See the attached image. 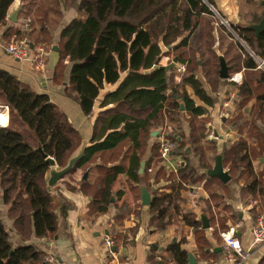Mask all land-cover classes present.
I'll use <instances>...</instances> for the list:
<instances>
[{
	"label": "trees",
	"instance_id": "16d2710c",
	"mask_svg": "<svg viewBox=\"0 0 264 264\" xmlns=\"http://www.w3.org/2000/svg\"><path fill=\"white\" fill-rule=\"evenodd\" d=\"M14 1L0 0V27L6 24ZM60 1L47 0L53 11L57 10ZM209 4L217 9L215 0H80L77 5L79 17L61 30L57 42L59 56L54 67L55 80H63L66 66L71 67L66 93L76 99L89 116L93 114L101 90L107 84H118L116 89L106 93L101 103L102 106L113 103L117 107L95 118L90 143L78 164L66 175L88 168L97 159L115 163L110 167L105 163L90 166L86 171L97 177L94 183L89 180V174L81 178L82 191L91 196V211L98 214L108 210L114 203L113 185L125 174L136 187L137 200L134 203L125 200L123 206L127 204V210H119L118 223H122L127 214L139 215L142 208L140 185L144 182L152 195L148 207L149 229L156 232L172 225L180 229L190 227L197 237L198 257L202 259L212 248L199 213L195 207L188 206L184 193L198 185L207 192L206 197H197V201L203 204L200 209L209 216L216 237L220 236L221 230L229 228L230 217L232 222L238 220L220 189V185L224 187L228 182L208 177L206 173L215 165L218 154H222L224 168L231 179H235L233 171L245 175L240 199L253 221L264 213V68L260 64V61L264 62V31L256 36L248 26L232 23V30L239 40L232 33H225L238 51L231 60L250 73L235 91V111L223 120L226 129L239 136L226 142L220 151L204 123L206 107L213 105L214 99L190 64L193 60L198 62L197 54L204 58L209 54L206 64L212 68L213 57L227 58V49L216 55L212 48L216 40L213 18L220 21ZM47 12V9L41 11L44 21H47ZM33 23L31 19L23 29L13 31L15 37L9 43L25 38L34 48L42 45L47 64L49 53L53 52V35L46 24L40 23V30L36 31ZM220 26L225 27L223 23ZM161 43L167 46L176 43V50L193 49L192 55L180 57L186 65L182 74L183 88L189 86L194 93L191 95L184 89L182 103L178 101L177 93L169 94L173 69L160 64L156 66L161 58ZM0 104L8 106L9 112L8 124L0 127V202L8 206V217L13 220L16 230L25 232L27 224L31 223L38 238H53L58 230L60 201L54 194L56 185L52 188L47 185L51 165L37 148L41 145L47 156L53 157L59 167H64L80 148L82 136L47 93L35 91L1 67ZM4 110L0 109L3 122L7 120ZM182 112L196 119L190 123L188 143L182 132L171 133L162 128L151 145L156 152L151 153L144 172L140 173L151 130L164 123L167 113ZM160 136L176 143L173 155L180 153L183 156L184 163L177 170L167 168L161 157ZM216 136H220L218 131ZM129 142H132L131 146H128ZM188 145L189 151L186 150ZM123 146L128 147L125 154L110 157ZM191 156L198 159L197 166L192 165ZM104 157L107 159L103 160ZM215 180L220 185H213ZM159 183L164 185L151 189V185ZM124 194L119 190L116 196L123 198ZM62 209L66 210V206ZM183 244L182 241L174 242L167 248L176 264H188L189 253ZM114 245L118 246L117 240ZM44 259L43 253L34 245L12 248L10 233L0 213V264H43ZM259 264H264V256Z\"/></svg>",
	"mask_w": 264,
	"mask_h": 264
},
{
	"label": "crops",
	"instance_id": "0c3cea01",
	"mask_svg": "<svg viewBox=\"0 0 264 264\" xmlns=\"http://www.w3.org/2000/svg\"><path fill=\"white\" fill-rule=\"evenodd\" d=\"M79 1L80 0H61L57 10L53 11L49 8L47 0H15L9 9L6 24L0 27V67L13 73L18 79L35 91L47 93L51 100L67 114L71 124L80 132L82 142L86 141L88 145L93 136L95 118L106 110L117 107L113 103L106 106H102L101 103L106 93L116 89L118 84H107L106 87L101 90L94 105L93 114L89 116L84 113L79 102L73 97H69L66 93L69 87L68 79L71 67L66 66L63 80L54 79V67L57 64L54 52L50 51L45 69L35 70L29 62L13 58L5 50V46L9 43L10 39L15 37L13 31L23 29L25 24L31 19L35 22L33 26L36 31L40 30V23L46 24L48 31L53 35L54 45H57L61 30L73 19L79 17L77 9ZM46 9L48 10L47 21H44L41 19V11ZM14 11H18L16 16L17 21H12L10 19ZM255 12L263 16L264 9L260 5L258 9H255ZM262 16L260 18H262ZM39 46L42 45L38 44L35 48ZM159 64L164 67L167 66L164 62H159ZM189 90L191 92L192 89ZM194 97L195 99L197 98L196 96ZM198 103H200V100ZM0 108L5 109L6 107L0 104ZM4 111L7 112L6 109ZM224 119L225 117L223 116L222 120ZM222 123L221 125L218 123H214V125L210 124L213 133H217V131L220 133V136H218V140L222 142V144L218 146L220 151L226 142L228 143L230 141V137L234 134L232 130L226 128L224 130ZM180 130L181 132L183 130L182 134L185 136V140L188 143L189 136L187 131H185V126ZM152 131H154V129H152L151 132ZM155 138L156 137L152 136V141ZM178 139L180 140L181 138L178 137ZM219 141H217L218 144ZM131 145L132 142H129L128 146ZM189 149L190 147L188 145L186 150L189 151ZM150 156L151 151L147 150L143 156V162L148 161ZM191 159L192 165L197 166L198 159L192 156ZM102 163L105 162L97 159L96 162L90 166ZM183 163L184 158L178 153L176 155L174 154L172 161L168 162L166 165L169 169L177 170L178 166ZM105 164L110 167L115 163L108 161ZM89 167L87 169H89ZM81 169L61 179L54 188V194L57 195L60 206L57 208L58 230L53 238H38L35 235L31 223L27 224L25 232L16 230L13 220L8 217V206L0 202V213L10 233L13 249L20 245H34L43 253L44 257L50 253L55 255L60 264H176L171 252L167 248L170 243L182 241L184 242L182 245L183 248L186 249L188 253H192L195 256L197 264H224L222 248L225 235L236 234L244 247L249 246L252 241L251 226L253 219L248 210L243 208L240 199L242 181L238 182L235 179H231L227 185L224 186L226 190L224 192V200L234 209L238 220L232 222L230 217L228 220L229 228L221 230L219 232L220 236L217 237L212 231L213 227L210 226L209 229H206V237L212 249L207 250V255L202 259L198 257L197 237L190 227L186 226L180 229L177 225H172L165 230L156 232L151 231L148 227L150 218L148 205L142 203L139 215L133 213L127 214L122 220V223H118L117 215L119 210H127V204L123 206L125 200L127 202H132L133 200V203L137 200L134 194L136 187L133 186L132 181L129 180L125 174L120 175L113 185L114 194L112 201L114 203H111L108 210L98 214L97 212H92L91 196L82 191L81 186L77 183V180L80 182L81 178L84 176V171ZM70 176L74 177V180H72ZM75 176H78V178ZM96 179L97 177H95L94 174H89L90 181L94 183ZM163 185L164 183L151 185V189H156ZM142 187H146L148 190V184L144 182L141 183V195ZM162 189H165V187ZM119 190L125 192L123 198H118V196H116ZM132 196L133 198H131ZM184 196L187 199L188 206L195 207V211L199 213V218L201 219V215H206L210 222L209 216L200 209V206L203 204L197 201V197L201 199L207 196V192L204 188L199 185L197 187H190L189 190L184 193ZM140 201L142 202V197ZM63 205L66 206V210L62 209ZM145 212L146 216H143ZM118 234L120 235L119 238ZM108 235L114 238V244L117 240L118 245L116 246L113 244L110 250L105 246V238ZM219 248L221 249L220 251H215V249ZM210 251H213V253H209ZM263 256L264 243L254 247L247 260L228 264H259Z\"/></svg>",
	"mask_w": 264,
	"mask_h": 264
},
{
	"label": "rangeland",
	"instance_id": "374dc122",
	"mask_svg": "<svg viewBox=\"0 0 264 264\" xmlns=\"http://www.w3.org/2000/svg\"><path fill=\"white\" fill-rule=\"evenodd\" d=\"M259 1L260 0H215L217 9L213 7L215 10L214 14L217 20H219L220 22L215 21L213 18L214 34L216 36V40L212 48L216 52L215 53L216 55H221L224 53L226 49L228 50L227 58L225 57L227 66L229 68L228 72L230 74L228 79L220 78L221 66H220L219 57L218 58L213 57V64H214L213 68L210 65L206 64L207 63L206 58L210 57L208 56L209 54L206 55L205 58L201 56L200 54H197L196 59H198V62L195 63V61L193 60L190 63L191 67H193V71L196 73V76L202 81V84L206 92L210 96H212V98L214 99L213 105L206 107L207 114H206L204 123L207 125V131L209 132L208 133L209 137L214 139L216 143L217 141H219L218 140L219 137L216 136L217 134L216 132L213 133L211 131L210 124L214 125V123H218L219 125H221V123L223 122L222 117L223 116L227 117L233 111H235V108H236V103H234V100L236 98L235 91L239 83H241L246 76H249L248 73H250V71H245L244 68H240V65H239L240 63L234 62V60H231L232 55L238 53V51H237V48L234 42L230 40L231 38L229 39L228 37H226L225 33L226 31H228L229 33H232L233 36L237 37V35H235V33L232 30V27H231L232 23L248 26V25L259 22L261 19L260 17L262 15H260L258 12H255V9H258L260 7ZM220 12L225 17L222 16ZM222 20L226 22L225 24L223 23V25L225 26L224 29L220 26L222 23ZM175 45L176 43L172 44L171 46H167L161 43L162 53H161L160 62L166 63L167 65V66L165 65L166 67L168 68L171 67L173 69L172 78L170 81L169 94L173 95V93H177L176 95L177 99L178 101L182 103V93L184 89L190 92L189 89L191 88L189 86H186L185 88H183L184 87L183 82H182V78L184 77L182 75L183 72L178 71L177 66L183 63L180 57L184 55L186 56L192 55L193 49L192 48L189 49V47H187V48H181L180 50H176ZM198 64L202 66L198 67ZM262 67L264 68V64L262 65ZM253 73L257 75V72H253ZM174 86L177 87L176 90H174L175 89ZM192 93L193 92L191 90L190 94L193 95L194 93L193 94ZM196 101L199 102L198 98H196ZM165 116L167 117H165L164 123L157 128H153L156 131H160L159 134L161 133L162 128L167 132L176 133V132H181L180 129H182L183 126H185V129H186L185 131H187V134L189 136L190 131H191L190 123L192 120L196 122L195 121L196 119L192 118V116L188 114L187 112H182L180 114L175 113L173 115H169L167 113ZM197 120L200 121V119H197ZM222 125L225 130L226 124L222 123ZM212 134H214L215 137L211 136ZM238 136L239 135L234 132L233 136L230 137V140ZM154 141L155 140L152 141V136L151 138L150 136H148V147L146 151L152 150L151 153L156 152V150L153 147L151 149V145ZM221 144H222L221 141H219V144L217 143L218 146H220ZM127 148H128L127 146H123V148L117 151L115 155L110 156V157L116 158L119 155L121 156L122 154H125ZM105 159H107V157L103 158V160ZM86 169L87 168L85 167L81 170L84 171L85 173ZM232 173L236 181L238 182L242 181L243 184L245 183L246 177L245 175H242V172L233 171ZM75 177L78 178V176H75ZM70 178L74 180L73 179L74 177L70 176ZM77 183H80V182L77 180ZM212 183L213 185H220L216 181H213ZM220 189L223 190V192L226 191L224 187H222L221 185H220ZM131 198H133V196ZM131 203H133V200ZM143 216H146V212L143 214Z\"/></svg>",
	"mask_w": 264,
	"mask_h": 264
},
{
	"label": "built area",
	"instance_id": "2783aa9c",
	"mask_svg": "<svg viewBox=\"0 0 264 264\" xmlns=\"http://www.w3.org/2000/svg\"><path fill=\"white\" fill-rule=\"evenodd\" d=\"M5 50L13 58L29 62L35 70H42L46 68L45 48L43 46H39L37 48L32 47L28 39H13L10 43L5 46ZM177 68L178 71L184 72L186 69V65L182 63L178 65ZM5 107V109L7 110V120L4 122H0V127L6 126L9 122L8 107L6 105ZM211 136L215 137L214 134H212ZM175 148L176 143L173 140L164 136H160L159 151L161 153V157L165 160L166 164H168V162H171L174 158L173 153ZM149 170L151 171V169ZM224 237V244L222 248L224 264L238 263L247 260L251 255L252 249L264 243V214H260L257 220L253 221L252 223V241L249 246L244 247L240 238L236 234H228ZM113 244L114 238L110 235L106 236V248L110 250ZM43 264L60 263L56 256L50 253L45 256Z\"/></svg>",
	"mask_w": 264,
	"mask_h": 264
},
{
	"label": "water",
	"instance_id": "95a60500",
	"mask_svg": "<svg viewBox=\"0 0 264 264\" xmlns=\"http://www.w3.org/2000/svg\"><path fill=\"white\" fill-rule=\"evenodd\" d=\"M260 5L264 9V0L260 1ZM209 6L213 11H215L212 5L209 4ZM17 13H18V11H14L13 14L11 15L10 19L12 21H17V18H16ZM222 23L225 24L226 22L224 20H222ZM248 27L253 29L256 32V36H259V34L264 31V13H263V16L259 22L248 25ZM53 52L55 53L56 60H58L59 47L57 45H54ZM159 62H160V59L157 61L156 66H159ZM260 64L262 66L264 64V62L260 61ZM220 66H221L220 78L228 79L230 76V74L228 72L229 68L227 66L226 59L222 55L220 56ZM182 109H184L183 104H182ZM159 132L160 131L154 130L151 132V135L153 137H157ZM86 147H87V143H86V141H83L80 148L70 157L68 163L64 167H59L56 163V160L53 157L47 156V154L43 152L41 145H39L37 150L42 153L43 157L46 158V160L51 165V168H50L49 173H48V179H47L48 188H52L55 185H57L58 182L61 179H63L78 164L79 160L82 158V156L85 152ZM144 168H145V162H142L141 168H140V173L143 172ZM206 173H207L208 177H216V178L220 179L223 183H227L231 179L230 173L228 172V170H226L224 168L221 153L217 155L215 165L211 169H208L206 171ZM87 174H88V172L85 173V175H84L85 178L87 177ZM141 197H142V203L144 205L149 206L151 204V194L146 189V187H142ZM112 200H113V198H112ZM201 220H202V228L203 229H209L211 225H210V222H209V219L207 218V216L201 215ZM220 250H221L220 248L215 249V251H220ZM188 264H197V260L192 253H189Z\"/></svg>",
	"mask_w": 264,
	"mask_h": 264
},
{
	"label": "bare ground",
	"instance_id": "6f19581e",
	"mask_svg": "<svg viewBox=\"0 0 264 264\" xmlns=\"http://www.w3.org/2000/svg\"><path fill=\"white\" fill-rule=\"evenodd\" d=\"M3 121V116L0 114V122Z\"/></svg>",
	"mask_w": 264,
	"mask_h": 264
}]
</instances>
